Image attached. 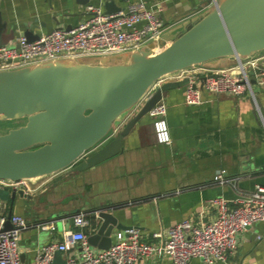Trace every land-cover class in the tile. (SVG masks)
Returning <instances> with one entry per match:
<instances>
[{"label": "crops", "instance_id": "crops-1", "mask_svg": "<svg viewBox=\"0 0 264 264\" xmlns=\"http://www.w3.org/2000/svg\"><path fill=\"white\" fill-rule=\"evenodd\" d=\"M107 1L0 0V21L5 24L0 45L13 44L28 32L36 39L58 28L71 29L87 17L89 4L105 9ZM111 1L123 8L127 0ZM130 1L161 9L166 29L159 43L167 45L214 5L213 0ZM261 53L243 63L264 60ZM238 66L237 60L224 57L183 71L215 73ZM185 90L186 86L171 89L163 98L168 107L169 144L157 141L153 119L146 115L124 137L122 150L106 161L81 172L69 168L32 181L22 180L20 188L31 198L17 195L12 201L13 187L3 188L9 196L0 198V218L18 214L29 224L21 234L23 264H33L36 249L61 240L64 231L80 230L73 222L78 213L90 220V225L81 229L89 235L97 228L92 211L112 206L111 212L120 222L138 229L145 241L154 242L152 233L160 231L162 240L168 229L182 220L209 222L216 214L211 199L224 197L231 206H238L237 198L257 186L264 187V86L254 84L255 99L204 91L198 106L186 104ZM222 171L224 183L215 179ZM77 252L58 253L53 264H64ZM139 264L173 263L164 257ZM190 264L202 262L194 259ZM217 264H264V222L241 233L236 252L226 263Z\"/></svg>", "mask_w": 264, "mask_h": 264}, {"label": "water", "instance_id": "water-1", "mask_svg": "<svg viewBox=\"0 0 264 264\" xmlns=\"http://www.w3.org/2000/svg\"><path fill=\"white\" fill-rule=\"evenodd\" d=\"M261 7L264 0H216L204 16L168 45L159 43L160 38L137 51L0 71V124L27 119L25 125L0 133V179L20 182L69 168L81 172L117 155L124 137L167 91L189 83L188 78L166 81L136 109L158 80L224 57L241 65L264 50ZM105 10L114 13L120 8L108 0ZM4 27L0 21V34ZM26 36L34 40L33 33ZM87 60L92 63H85ZM117 124L121 128L115 132ZM3 188L0 198L7 199L9 194ZM17 195L31 198L23 188H13L12 201ZM112 209L106 205L92 211L97 228L88 236L91 246L108 249L114 232L131 228L120 222ZM10 218L4 231L13 228Z\"/></svg>", "mask_w": 264, "mask_h": 264}, {"label": "built area", "instance_id": "built-area-1", "mask_svg": "<svg viewBox=\"0 0 264 264\" xmlns=\"http://www.w3.org/2000/svg\"><path fill=\"white\" fill-rule=\"evenodd\" d=\"M86 11L87 17L71 29L58 28L34 40L21 35L13 44L0 45V71L59 59L137 51L159 40L166 29L161 9L151 8L143 1L127 0L125 6L114 13H107L102 6L95 4H89ZM199 73L182 71L158 80L136 109H140L163 83L170 80L189 79L185 102L190 106L203 102L204 91L217 95H251L255 99L251 79L256 81L255 84L264 86L262 58L242 63L236 70ZM201 76H205L204 81H201ZM195 84L197 87H194ZM167 112V104L161 99L148 115L153 119L157 141L169 144L171 135ZM224 173H218L215 179L220 183L226 182ZM21 183L0 179V187L20 188ZM236 201L238 206H231L224 197L211 199L210 205L216 209V214L209 222L182 220L171 226L167 237L162 240H159L163 238L160 231L152 233V238L157 240L154 242L145 241L138 229L116 231L108 249H98L89 244V235L81 229L88 227L90 220L85 214L78 213L73 222L80 230H66L61 240L39 246L33 264H53L57 253L65 254L71 249L78 252L67 257L65 264H139L142 260L157 261L164 257L173 264H190L194 259L202 264L226 263L237 250L240 234L256 223L264 222V187L257 186ZM6 219L4 216L0 218V264H23L21 234L29 228V224L23 216L11 215L13 228L4 231Z\"/></svg>", "mask_w": 264, "mask_h": 264}, {"label": "rangeland", "instance_id": "rangeland-1", "mask_svg": "<svg viewBox=\"0 0 264 264\" xmlns=\"http://www.w3.org/2000/svg\"><path fill=\"white\" fill-rule=\"evenodd\" d=\"M261 8H264V7H261ZM261 52H260L261 54H264V50H262ZM85 63H92V61L87 60ZM26 122H27L26 118H22L20 120H10V121H6V122H2L0 124V133L6 132V131L13 129V128H17V127L22 126V125H25Z\"/></svg>", "mask_w": 264, "mask_h": 264}, {"label": "bare ground", "instance_id": "bare-ground-1", "mask_svg": "<svg viewBox=\"0 0 264 264\" xmlns=\"http://www.w3.org/2000/svg\"><path fill=\"white\" fill-rule=\"evenodd\" d=\"M264 18V17H263ZM254 27V26H253ZM258 27V26H257ZM260 29V28H259ZM258 29V30H259ZM44 177H46V176H44ZM25 181H32V179H24Z\"/></svg>", "mask_w": 264, "mask_h": 264}]
</instances>
